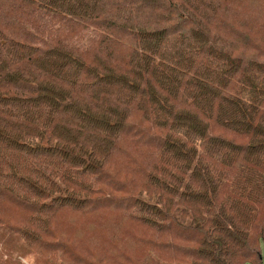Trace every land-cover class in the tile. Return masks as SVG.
I'll return each mask as SVG.
<instances>
[{
    "label": "trees",
    "instance_id": "trees-1",
    "mask_svg": "<svg viewBox=\"0 0 264 264\" xmlns=\"http://www.w3.org/2000/svg\"><path fill=\"white\" fill-rule=\"evenodd\" d=\"M0 264H264V0H0Z\"/></svg>",
    "mask_w": 264,
    "mask_h": 264
},
{
    "label": "rangeland",
    "instance_id": "rangeland-1",
    "mask_svg": "<svg viewBox=\"0 0 264 264\" xmlns=\"http://www.w3.org/2000/svg\"><path fill=\"white\" fill-rule=\"evenodd\" d=\"M254 1H258V0H254ZM246 2H248V3H250V2H252V0H246ZM258 5V2H257V4L254 6V7H252V12L254 13L255 11H261V9H260V7L259 6H257ZM257 6V7H256ZM256 7V8H255ZM255 8V9H254ZM245 10V9H244ZM243 11V10H242ZM254 14H256V13H254ZM243 16H245V14L243 15ZM94 225H92L90 228H85L86 230H85V233L86 234H94V233H97V230H96V227H93ZM103 230V229H102ZM90 235V236H91Z\"/></svg>",
    "mask_w": 264,
    "mask_h": 264
}]
</instances>
